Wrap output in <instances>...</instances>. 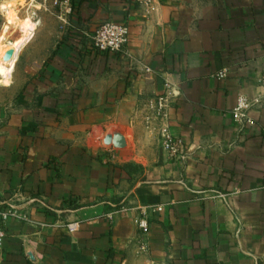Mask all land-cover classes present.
Returning <instances> with one entry per match:
<instances>
[{
  "label": "crops",
  "instance_id": "0c3cea01",
  "mask_svg": "<svg viewBox=\"0 0 264 264\" xmlns=\"http://www.w3.org/2000/svg\"><path fill=\"white\" fill-rule=\"evenodd\" d=\"M16 1L0 35L30 40L0 79V211L29 220L7 217L0 264H264V0H72L65 20L21 0L6 25ZM107 21L128 28L122 52L90 45ZM164 94L181 157L145 125ZM239 95L259 100L243 126ZM116 132L124 150L104 144Z\"/></svg>",
  "mask_w": 264,
  "mask_h": 264
},
{
  "label": "built area",
  "instance_id": "2783aa9c",
  "mask_svg": "<svg viewBox=\"0 0 264 264\" xmlns=\"http://www.w3.org/2000/svg\"><path fill=\"white\" fill-rule=\"evenodd\" d=\"M146 6L149 5L150 0H137ZM54 6L60 11V18L65 20L72 13V0H53ZM129 38L128 28L125 25L118 24L112 21L103 22L100 24L94 32L89 36L90 45L101 52H122L127 45ZM226 77V71L223 70L217 74V78L222 79ZM261 84L264 85V73L260 79ZM174 96V95H172ZM171 95L164 94L157 96L147 102L145 125L147 128H158L160 137L161 149L167 152L172 157H181L180 152L182 148V142L179 139H174L166 126L167 122V110L170 104ZM259 104L258 99L249 100L244 95L237 97L236 106L232 110L234 121L240 126L251 123V119L248 116V111ZM36 203L35 199L27 200V205H33ZM20 207L9 205L7 211H0V248L3 245L5 239V223L8 216H12L19 221L28 222L26 213H20ZM22 209V208H21ZM120 212L126 213L128 210L122 208ZM118 212H110L106 217L111 220ZM135 224L142 236H146L148 230V215L146 211H142L140 216L135 219ZM69 231L73 232V226H69ZM141 252L146 250V243H142L140 247Z\"/></svg>",
  "mask_w": 264,
  "mask_h": 264
},
{
  "label": "rangeland",
  "instance_id": "374dc122",
  "mask_svg": "<svg viewBox=\"0 0 264 264\" xmlns=\"http://www.w3.org/2000/svg\"><path fill=\"white\" fill-rule=\"evenodd\" d=\"M15 3V5H17L18 7L19 6H22V4H23V2L21 1V0H19V1H16V2H14ZM4 6V5H3ZM2 6V7H3ZM2 7H1V9H2ZM4 9H2V10H5V12H6V15H7V17H6V25H9V26H11V25H18V21H19V19H18V17H16V14H15V9L17 8V7H15L14 9L13 8H9L7 5H5L4 7H3ZM9 9V10H8ZM2 12V11H1ZM2 14H4L3 12H2ZM0 18H2L1 20H2V22L3 21H5V18L4 17H0ZM7 20H9V22H7ZM21 21V20H20ZM22 21H29V22H31L32 23V21L29 19V18H26L25 20H22ZM33 24V23H32ZM14 28V27H13ZM34 30H35V28H34ZM22 33V32H21ZM31 33V32H30ZM7 34H8V30L6 29V28H3L2 29V32H1V35H0V47L3 45V44H5L4 43V40L6 39V36H7ZM15 34V33H14ZM16 35V34H15ZM30 40V38H24V37H21L20 38V40H19V44L23 47L28 41ZM3 47H1V49H0V62L2 61L1 59H3V56H2V54H3ZM1 83H4L2 80H1ZM152 130H157V132H158V128H155V129H152ZM157 135H158V137H159V133H156ZM158 143H159V146H160V148H161V145H160V137H159V141H158Z\"/></svg>",
  "mask_w": 264,
  "mask_h": 264
},
{
  "label": "bare ground",
  "instance_id": "6f19581e",
  "mask_svg": "<svg viewBox=\"0 0 264 264\" xmlns=\"http://www.w3.org/2000/svg\"><path fill=\"white\" fill-rule=\"evenodd\" d=\"M7 6L9 8H12L16 5L14 2H12ZM21 26L23 27V30L25 33L30 29V26L27 23H22ZM1 47H3L4 50L9 49V50H14V52H15L13 59L9 63L3 62V59H1L2 61L0 62V79L4 82L3 83L4 85H7L9 76H10L12 69H13V64H14L15 58H16L17 54L19 53V51L21 50L22 47L18 43H5ZM1 47H0V49H1Z\"/></svg>",
  "mask_w": 264,
  "mask_h": 264
},
{
  "label": "water",
  "instance_id": "95a60500",
  "mask_svg": "<svg viewBox=\"0 0 264 264\" xmlns=\"http://www.w3.org/2000/svg\"><path fill=\"white\" fill-rule=\"evenodd\" d=\"M15 55L14 50H8L3 55V62L9 63ZM104 144L106 146L112 147L114 150L120 151L127 147V142L124 136L116 132L114 134L107 135L104 139Z\"/></svg>",
  "mask_w": 264,
  "mask_h": 264
}]
</instances>
